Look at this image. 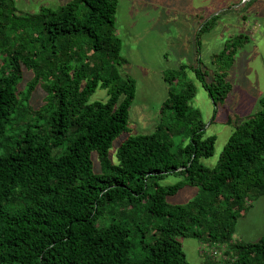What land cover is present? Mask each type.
<instances>
[{
	"label": "trees",
	"instance_id": "trees-1",
	"mask_svg": "<svg viewBox=\"0 0 264 264\" xmlns=\"http://www.w3.org/2000/svg\"><path fill=\"white\" fill-rule=\"evenodd\" d=\"M117 3L68 0L22 12L0 0V264H190L178 237L206 246L202 264H264V236L233 238L238 219L264 196V95L253 113L227 119L232 133L207 166L201 159L213 154L215 136H204L190 104L195 86L182 80L190 70L214 106L221 103L231 90L227 69L248 37L235 34L211 54L210 82L199 57L165 72L161 119L152 132L123 139L114 162L109 148L127 128L135 95L134 78L121 73ZM23 68L33 74L18 91ZM36 85L45 96L35 107ZM98 87L107 99L89 101ZM170 173L183 178L161 184ZM185 185L200 191L169 203Z\"/></svg>",
	"mask_w": 264,
	"mask_h": 264
},
{
	"label": "rangeland",
	"instance_id": "rangeland-1",
	"mask_svg": "<svg viewBox=\"0 0 264 264\" xmlns=\"http://www.w3.org/2000/svg\"><path fill=\"white\" fill-rule=\"evenodd\" d=\"M13 1L22 12H37L41 7L57 8L68 0ZM79 7L87 12L85 4ZM216 14L219 16L212 30L196 37L199 27ZM114 16L115 31L121 40L120 53L127 59L121 73L135 80V95L129 108L127 128L115 137L109 148V156L114 162L117 147L123 139L129 135L152 132L161 119L159 108L169 90L163 78L165 72L177 69L180 64L194 65L199 57L202 70L207 71L205 79L210 82L214 77L211 54L219 51L225 40L235 34L248 37V41L237 49L227 69L231 90L216 106L193 72L188 70L185 77L182 76L183 81L188 80L195 86L190 104L200 111L205 123L204 136H215L213 154L201 159L205 165L213 166L233 130L227 119L244 118L253 113L264 95V0H118ZM32 74L30 69L23 68L18 91L25 88ZM44 96L42 87L36 85L29 103L36 107L43 102ZM107 97V90L98 87L89 101H104ZM180 137H174L173 147L179 143ZM92 160L94 169L99 171L96 152L92 153ZM182 178L170 173L160 183L173 184ZM199 191L198 186L185 185L167 196V201L172 204L186 203ZM263 207L264 196L251 203L235 225V240L255 241L264 236ZM178 240L187 261L202 264V250L206 246L197 238L178 237ZM215 256L221 258L222 253L216 252Z\"/></svg>",
	"mask_w": 264,
	"mask_h": 264
},
{
	"label": "crops",
	"instance_id": "crops-1",
	"mask_svg": "<svg viewBox=\"0 0 264 264\" xmlns=\"http://www.w3.org/2000/svg\"><path fill=\"white\" fill-rule=\"evenodd\" d=\"M200 28V27H199ZM199 30V29H198ZM212 30V29H211ZM198 32V31H197ZM197 34V33H196ZM197 36V35H196ZM197 43L199 44V41H197Z\"/></svg>",
	"mask_w": 264,
	"mask_h": 264
}]
</instances>
